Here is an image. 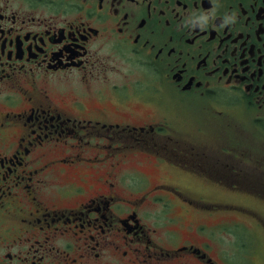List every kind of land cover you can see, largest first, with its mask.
I'll return each mask as SVG.
<instances>
[{
    "label": "flooded vegetation",
    "instance_id": "obj_1",
    "mask_svg": "<svg viewBox=\"0 0 264 264\" xmlns=\"http://www.w3.org/2000/svg\"><path fill=\"white\" fill-rule=\"evenodd\" d=\"M257 137L264 0H0V264H229L162 179L264 203Z\"/></svg>",
    "mask_w": 264,
    "mask_h": 264
},
{
    "label": "rangeland",
    "instance_id": "obj_2",
    "mask_svg": "<svg viewBox=\"0 0 264 264\" xmlns=\"http://www.w3.org/2000/svg\"><path fill=\"white\" fill-rule=\"evenodd\" d=\"M240 143L237 148H247L251 154L248 157L264 163V138L257 137L251 143V139L237 140ZM243 142V143H242ZM248 142V146H247ZM240 148V149H241ZM144 156H138L122 170L132 172L137 162H144ZM137 168V167H136ZM142 172L151 175L153 183L161 182L159 172L148 167L138 168ZM201 203H189L177 196L172 201L174 213L180 223L189 225L193 222L195 227L205 224L214 231L212 245L215 252L220 250L225 255L229 264H264V203L255 202L229 193H217L214 188L203 187L186 181H168L162 179ZM171 197V196H170ZM202 199L212 203H202ZM160 206V205H158ZM220 206V207H219ZM189 207V209H187ZM164 206L157 209L161 212ZM214 208V209H213ZM225 224V229H219V225ZM216 253H214L215 255Z\"/></svg>",
    "mask_w": 264,
    "mask_h": 264
}]
</instances>
